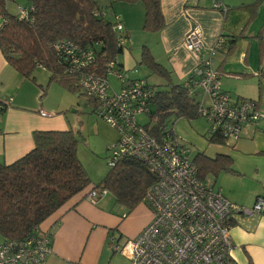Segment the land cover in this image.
<instances>
[{"label": "built area", "instance_id": "2783aa9c", "mask_svg": "<svg viewBox=\"0 0 264 264\" xmlns=\"http://www.w3.org/2000/svg\"><path fill=\"white\" fill-rule=\"evenodd\" d=\"M212 5L221 7L217 1ZM31 10L32 6L20 7L17 15L20 19L27 18ZM94 14L105 17V13L98 11ZM113 18V29L123 33L119 16ZM6 22V16L0 11V28ZM125 41L126 38L119 37L120 44ZM223 43L224 38L218 35L211 46L205 47L201 29L194 25L185 34L182 45L196 58L186 86L203 96V100H199L198 116L208 123V136H217L221 144L232 147L243 127L257 126L264 118V111L255 100L233 98L221 88L215 56ZM51 48L64 72L75 76L79 94L94 101L93 113L118 132L116 141L108 147L109 167L124 158H134L155 176L143 196V203L152 213L150 222L136 237L122 244L111 238L109 247L131 264H235L231 256L232 216L236 213L264 215V197L257 196L251 206L231 202L214 187L213 179L199 177L192 151L183 139L166 132L163 125L159 128L161 135L149 134L145 129L148 121L137 120L139 115L148 116L155 92L146 79L124 74L123 69L116 68L115 59L108 63L105 77L91 72L94 60L91 45L79 47L72 41L59 39ZM110 73L119 79L118 92L111 89ZM204 99L208 101L206 104ZM11 100L9 97L0 101V109ZM39 114L49 115L43 110H39ZM107 193L100 185L90 188L84 197L94 204ZM51 235L38 229L22 240L1 241L0 264H43L51 253Z\"/></svg>", "mask_w": 264, "mask_h": 264}, {"label": "trees", "instance_id": "16d2710c", "mask_svg": "<svg viewBox=\"0 0 264 264\" xmlns=\"http://www.w3.org/2000/svg\"><path fill=\"white\" fill-rule=\"evenodd\" d=\"M105 1L106 6L113 11L116 5L141 4L144 11L142 28L145 31L157 32L164 26L160 0ZM258 4L259 0H256L246 6L251 8L250 18L256 14ZM27 6H32V10L27 18L20 19L17 14L11 15L5 8L4 0H0V11L7 18V22L0 28V51L21 77L35 83L32 74L36 68L41 67L49 72V82H56L79 94L75 76L64 72L62 63L57 60L51 48L59 39L72 41L79 47L91 45L94 60L90 70L97 75L105 77L108 63L114 59L117 69L122 66L118 56L128 41V35L113 29L114 15L112 20L108 18L99 0H28ZM94 11L105 13V17L95 15ZM112 14H116V11ZM219 35L224 38L222 48L226 45L227 52L233 51L237 36L225 38L224 34ZM120 36L126 38L123 44L119 43ZM252 37L257 40L261 63L264 58V27ZM143 55L141 60L147 62L149 70L156 73L167 86L166 89L158 90L148 83L155 92L147 116L150 124L147 122L145 129L149 134L159 136V128L163 125L166 132L175 135L166 120L172 114L188 119L197 117V91H191L186 86L190 76L183 84L173 83L170 70L156 62L147 48ZM256 75L264 77V69L259 67ZM258 85L260 88V82ZM44 93L45 89L41 88L40 97ZM252 100L261 105L259 99ZM89 102L94 105V101ZM32 136L34 146L26 154L9 164L0 161L2 241L22 240L35 234L40 230V224L70 198L100 185L112 194L116 203L127 207L130 212L143 202L146 189L155 180L153 173L143 163L134 158H124L110 167L101 182L91 183L77 155L78 136L74 131L35 130ZM208 137L211 143L221 144L219 137ZM193 162L197 165L200 178H208L222 170L235 171L230 157L223 153H217L214 157L197 153Z\"/></svg>", "mask_w": 264, "mask_h": 264}, {"label": "crops", "instance_id": "0c3cea01", "mask_svg": "<svg viewBox=\"0 0 264 264\" xmlns=\"http://www.w3.org/2000/svg\"><path fill=\"white\" fill-rule=\"evenodd\" d=\"M213 1L219 2L222 8H215L212 5ZM255 1L236 6L240 9V6H248ZM226 2L225 0H160L164 26L153 36H149L154 38L158 47V50L151 48L149 51L156 62L170 69L173 83H185L196 64L194 56L182 45L185 34L194 25L200 27L205 45L212 44L222 33L225 38L237 36V46L238 38L251 37L258 32L250 34L246 32L243 35L245 28L241 33H236L237 29L229 30L232 26L229 27L227 23L233 24V19L230 17L233 11ZM126 6L119 7L125 11ZM113 15L119 16L129 41L126 21L122 19L120 13L116 12ZM222 60L224 61V59L220 61L215 59L220 75L225 72ZM242 61L246 62V55L243 56ZM262 64L264 58L261 63L259 62V67ZM120 68L123 69V65ZM36 85V82L21 77L6 62L0 51V101L9 97L12 99L2 111L0 110L1 162L9 164L31 150L34 146L32 133L35 130L71 129L77 134L75 124L69 127L63 115L54 116V111L47 112L51 116L39 114L41 109L46 111L43 105L38 104ZM221 88L226 90L228 87L225 85V88L223 86ZM44 106L52 109L46 104ZM53 110L58 112L59 109ZM262 122L264 120L258 122L257 126L245 125L235 142L236 145L233 144L227 151L217 152L230 157L235 171L222 170L208 177L213 179L214 187H217L225 198L243 206H251L257 196L264 197V123ZM213 144L219 145V143ZM85 193L86 190L74 195L40 224V230L52 234L51 253L43 264H110V256L113 257L118 253L109 247L110 254H108L104 249L106 244L109 246L111 238L117 243H120V237L124 234L127 235L126 240L132 239L151 220V218L145 219L139 229L136 230L138 228L136 226L128 231L125 222H121L126 218L124 213L118 216L119 218L112 215L110 210L107 212L97 206V201L96 204L87 201L84 197ZM99 200L101 201V197ZM141 204L147 207L143 202ZM116 231L119 232L118 236L115 235ZM230 235L233 242L231 256L235 264H264V215L234 214Z\"/></svg>", "mask_w": 264, "mask_h": 264}, {"label": "rangeland", "instance_id": "374dc122", "mask_svg": "<svg viewBox=\"0 0 264 264\" xmlns=\"http://www.w3.org/2000/svg\"><path fill=\"white\" fill-rule=\"evenodd\" d=\"M225 1H227V5H229L233 11L230 15L231 19H233V24L227 23L229 27L232 26L229 30L234 31V29H237L235 30L236 33H241L242 29L245 28L246 31L242 32L243 35H245L246 32H248V34L256 33L259 29L264 27V0H259V4L255 8L256 14L251 18L248 15L250 14L251 8L240 6L239 9L236 5L240 3H250L253 0ZM4 4L6 10L11 15H16L20 7L27 6L28 0H4ZM99 4L107 13V17L111 20L113 17L112 13L116 11L120 13L122 19L126 21V28L130 37L129 41H126L123 46L122 53L118 56L119 62L123 65L124 74L129 75V77H143L158 90L166 89L167 86L164 84L165 81L161 80L156 73L149 70L147 62L141 60L144 57L143 52L146 48L150 51L151 48L158 50L154 38L149 37L153 36L155 32H148L142 28L144 11L141 4L127 5L125 11L120 9L119 5H116L113 11V9L106 6L105 0H99ZM238 40L236 48L234 47L233 51L228 52V55H226L228 49L226 45L223 51H218V54L216 53L217 56H215V59L217 61L224 59V61L222 60V67H224L225 72H222V75H220V86L222 85L223 88H225L226 85L228 87L226 90L231 93L230 95H232V97H236L237 95L249 99H259L261 104L260 109L264 111V77L256 75V71H258L259 67L257 40L252 36L242 37L241 39L238 38ZM243 40L246 42H243ZM212 44H204V46L209 47ZM245 55L246 62H243L242 58ZM164 67L168 69L167 66L164 65ZM260 67L264 69V64ZM134 69H136L137 72L134 73ZM230 73H233L235 76L232 74L230 75ZM32 75L35 77V82L37 84V87H35L38 104H41V106L43 105L46 113H52V111H54V116L59 114L63 115L69 127L74 124L77 127L75 131L78 136V158L86 170L91 183L98 184L111 169L107 164V155L110 152L108 147L116 141L118 136L117 130L104 119L93 113L92 105L86 101L87 98L79 95L77 92L69 91L56 82H49V72L47 70L38 67L34 70ZM171 80H173L172 77ZM108 81L112 90L115 92L120 90L119 79L114 73L109 74ZM258 82H260V88ZM39 85H41V88L45 89V93L42 97H40L41 88ZM200 99L203 100L201 93H199L196 100ZM207 102V99H204V103L206 104ZM45 104L48 107H52V109L46 108L44 106ZM56 108L59 109L58 112H56L57 110H53ZM47 116L51 115L49 114ZM137 120L146 123L148 117L146 115H139ZM262 120H264V118H261L259 122ZM166 124L169 128L173 129L177 137L185 141L186 146L192 151V157L197 155V153L214 156L219 151L224 152L232 148L224 146L223 144H213L209 141L207 134L208 123L202 117L197 116L188 119L185 117H177L172 114L168 116ZM235 157L238 156L235 155ZM96 205L102 207L107 212L110 210L111 214L117 217L124 213L126 218L121 220V222H125L128 231L133 230L132 228L136 226H138L136 230L139 229L142 223L145 222V219L152 218V213L148 206L146 207L139 203L128 212L127 207L114 201L111 193L104 194L101 197V201H97ZM118 233L119 232L116 231L115 235L118 236ZM125 236L127 235L124 234V236L120 237L119 244H122L126 240ZM1 239L2 237L0 236V241ZM104 249L110 254L108 244L105 245ZM109 261L110 264H131V262L119 252L116 253V255L114 254L113 257L110 256Z\"/></svg>", "mask_w": 264, "mask_h": 264}]
</instances>
